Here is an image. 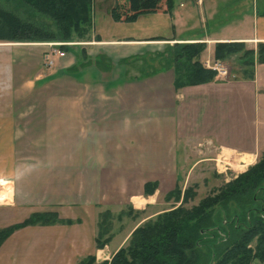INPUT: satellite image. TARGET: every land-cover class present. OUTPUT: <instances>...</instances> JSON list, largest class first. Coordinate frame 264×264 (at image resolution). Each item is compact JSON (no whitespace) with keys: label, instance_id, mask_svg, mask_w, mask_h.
<instances>
[{"label":"crops","instance_id":"1","mask_svg":"<svg viewBox=\"0 0 264 264\" xmlns=\"http://www.w3.org/2000/svg\"><path fill=\"white\" fill-rule=\"evenodd\" d=\"M214 2L192 0V7L173 0L168 11L122 21L112 17L113 5L100 8L93 0L84 35L69 41L73 51L48 54L53 62L43 70L45 51L8 50L0 42L7 47L0 67V228L34 210L77 219L15 229L0 256L24 240L47 247L65 240L66 259L80 264L97 250L102 210L133 207L141 213L138 227L160 212L153 204L159 192L187 181L196 165L244 160L237 167L247 166L264 152V62L256 55L250 77L239 60L237 69L228 64L231 56L220 60L231 65L228 75L175 86L176 43H204V62L218 60L219 42H243L255 50L264 42V9L245 13L240 21L251 27L233 33L232 19L216 25ZM32 73L47 83L34 79L26 93L24 77ZM189 147H198V156H188ZM186 156L191 160L185 162ZM147 182L159 184L149 195ZM130 232L117 235V244ZM68 242L76 248L69 250Z\"/></svg>","mask_w":264,"mask_h":264},{"label":"trees","instance_id":"2","mask_svg":"<svg viewBox=\"0 0 264 264\" xmlns=\"http://www.w3.org/2000/svg\"><path fill=\"white\" fill-rule=\"evenodd\" d=\"M24 2L37 12L46 15L52 25L23 17L0 0V41H71L75 34L79 37L84 35L91 21L90 10L93 0H24ZM172 6L173 0H116L111 7V15L115 20L133 21L142 14L168 11ZM173 47L175 49L172 57L176 71V88L204 83L216 77L217 71L206 67L200 60V55L205 49L204 43H176ZM214 51L218 60L238 55L239 62L247 66L243 70L247 77L252 76L251 67L255 55L259 62H264V42H259L256 50L247 49L243 42H219L215 45ZM180 59L188 61V66L182 75H179L178 68ZM263 181L264 153L258 164L241 173L216 196H209L191 208L184 207V205L174 207L138 226L131 233L127 247H121L110 262L103 261L99 264H197L200 259L199 238L204 230L212 226L210 213L213 207L249 195L261 188ZM157 185V182H147L145 193L152 194ZM191 190L190 188L185 189V199L186 192ZM180 193L181 189L177 185L172 194L178 196ZM107 213L108 211L104 216ZM249 217L250 219L246 217L247 227L240 230V234L234 237L235 239L225 240L224 248L218 255L220 257L215 262H212L213 259L210 260L208 264H229L232 261H239L237 260L239 253L244 251L251 253L252 249L248 247V244L255 238L258 244L254 255L264 256V218H257L254 221L250 214ZM58 222L72 223L71 220L59 218L56 212L32 213L22 222L0 228V246L15 229L27 225ZM100 222L99 220L98 227L101 225ZM236 227L241 228L239 224ZM101 232V230L98 231L96 237L97 248L107 243V241H102L104 239ZM105 240H110V238ZM245 257L246 254L240 259L246 264L250 259V254L249 259L248 256ZM94 262L95 258L89 256L86 262L83 261L80 264H96Z\"/></svg>","mask_w":264,"mask_h":264},{"label":"rangeland","instance_id":"3","mask_svg":"<svg viewBox=\"0 0 264 264\" xmlns=\"http://www.w3.org/2000/svg\"><path fill=\"white\" fill-rule=\"evenodd\" d=\"M179 1V0H176ZM206 3L210 2L212 0H205ZM3 4L8 6L9 8L14 9L16 12H18L20 15L26 18H30L32 20H39L40 22L48 23L52 25V22L49 20V18L46 15H43L39 12H37L35 9H33L30 5L24 2V0H1ZM116 0H95V3L98 7H105L107 5H114ZM187 5L194 6L192 3V0H186ZM215 20L216 25H220L225 19H232L231 22V28L232 32L235 33L244 26L251 27V22L247 23L246 21H240L242 17H244L247 12H250V10L254 8H258L259 10L264 9V0H215ZM196 10V9H195ZM244 15V16H243ZM215 22L213 21V24ZM209 27H211V21L208 24ZM0 42H7L10 45V48L8 47V50H38L40 49L42 52L41 54V60H40V67L45 69L47 68L46 65V55L53 54L57 49H65L67 50V42L65 40H55L47 42L49 45L42 46L39 45V43L42 42H9V41H0ZM71 43V42H69ZM183 43H191V42H183ZM256 44V48H257ZM247 49H255L254 47H251L252 45L247 44L245 45ZM5 49L7 47H1L0 46V67L2 64L1 58L5 54ZM69 51H73V48L68 46ZM173 47V51H174ZM172 51V50H171ZM174 55V52H171ZM150 57L146 56V60H148ZM238 56L234 55L232 60H230V63L223 62L226 66L228 71H231V65L234 67V69L239 65L238 62ZM172 63L174 64V59L172 57ZM144 61V60H143ZM188 66V61H185V59L179 60V75H182L184 70ZM38 68V66H36ZM36 73L27 74L25 75L24 79L26 82V93L30 90L31 82H33L34 79L41 80V86L45 85L47 83L46 79H40V77L37 78L35 75ZM229 74V72H228ZM227 74V75H228ZM219 76H223L220 75ZM226 76V75H225ZM231 77H234V74L231 73ZM44 78V76H42ZM42 92H45V89L41 90ZM28 102H26V107H33L31 105H27ZM13 102L10 99L9 100V109H12ZM198 147H189L186 151V154L190 157L195 158L198 156V149H195ZM206 155H212L210 152H207L205 150ZM204 152L200 153V155H203ZM264 152L260 153L256 160L253 161V163L244 166L243 169H240L237 167L238 165L242 164L244 160H235L233 164L231 165H225L224 162L217 163L215 160H209L206 161L204 164L196 165L191 172V174L188 175V180L185 182H180L179 188L181 189V193L177 196V194H172V190L170 192H159V196L157 199H154L153 204H157L159 213H163L165 211L171 210L174 207L184 205V207L191 208L194 205L199 204L203 199L207 197H214L216 196L220 190H222L224 187H226L228 184H231L235 179L238 178V176L246 172L249 168L252 166H255L259 163L261 160V156ZM205 154V153H204ZM217 157V156H216ZM185 162L187 160H191L189 157L185 158ZM188 163H186V166L184 167V171L188 169ZM159 185V184H158ZM158 185L156 188H158ZM192 189L190 192H186V199L184 191L185 189ZM145 190V189H144ZM172 192V193H171ZM171 193V194H170ZM145 195H149L145 193ZM107 213L106 216L104 214ZM56 212L57 215L60 217L59 213L55 210H34L31 213H28L27 216L22 220L24 221L26 218H28L32 213H54ZM158 213V214H159ZM211 223L212 226L209 227V229L204 230V232L201 233V236L199 238L200 245L198 246V249L200 251V259L197 264H208L210 260L213 259L212 262H215L218 256L220 254V251L224 248V242L225 240H233L234 237H237L240 234V230H243V228L247 227L248 220L250 219L249 214L251 215V218H254V221L257 218H264V181L261 184V188L256 189L255 191L251 192L249 195L239 199V200H232L225 204L221 205H215L213 209L211 210ZM103 215V217H100ZM157 215L151 217L150 219H155ZM128 217V219H127ZM141 218L140 211L135 212L133 207L126 206L124 209H122L120 212L112 211L110 209H104L99 213V218L101 225L98 227V231H102V238L107 241L104 246L97 248L95 250V253L88 254L84 258L81 259V262H86L88 260L89 256H93L95 258L96 264H99L103 261L110 262L114 254L121 248V247H127L129 244V239L125 242L122 241L120 244H117L119 234H122V236H126L132 229L131 232H133L137 227L135 224V221H137L138 218ZM247 217V219H246ZM103 218V220H102ZM105 218V220H104ZM62 220H67L65 218H61ZM149 219V220H150ZM73 220V221H72ZM71 221L74 222L77 219H72ZM79 220V219H78ZM128 220V221H126ZM20 221V222H22ZM148 221V220H147ZM146 221H144L141 224H144ZM58 223H64V222H58ZM140 224V225H141ZM237 224L240 225L241 228L236 227ZM13 225V224H12ZM139 225V226H140ZM11 225H8L6 227H9ZM135 227V228H134ZM130 232V233H131ZM239 232V233H238ZM116 237L111 241L112 237ZM130 235V234H129ZM107 238H110V240H105ZM111 241V243H110ZM72 244L73 248H70L69 250H72L76 248V245L73 244V242H68ZM67 243V244H68ZM258 244L257 238L253 239L249 242L248 247L252 249L251 253H245L241 252L238 255L237 260L239 261H232L229 264H245L243 261H241L240 257H244L246 254V257L250 254V259L246 264H264V256L260 255H254V252L256 251V245ZM92 247V246H91ZM219 247V250H218ZM101 249V250H98ZM66 251V242L65 240H62L59 245H56V243H52L51 246H44L42 244H39L38 242H34V240H24L22 244L19 246L16 245L12 248L11 252L8 254H2L0 256V263L2 264H75V259H69L65 257L64 253ZM244 253V254H243ZM92 260V259H91ZM76 264H79L76 262ZM93 264V263H91Z\"/></svg>","mask_w":264,"mask_h":264},{"label":"built area","instance_id":"4","mask_svg":"<svg viewBox=\"0 0 264 264\" xmlns=\"http://www.w3.org/2000/svg\"><path fill=\"white\" fill-rule=\"evenodd\" d=\"M198 3H202L203 0H196ZM65 44H70V43H65ZM54 53H57L59 56H64L65 55V51L62 50V49H57ZM53 62V59L50 55H48V58H47V64L48 65H51ZM204 65L206 67H209L213 70H216L218 74L220 75H227L228 74V69H227V66L225 64H223L222 62H220L219 60H205L204 61Z\"/></svg>","mask_w":264,"mask_h":264},{"label":"bare ground","instance_id":"5","mask_svg":"<svg viewBox=\"0 0 264 264\" xmlns=\"http://www.w3.org/2000/svg\"><path fill=\"white\" fill-rule=\"evenodd\" d=\"M244 166H240L239 168L242 169Z\"/></svg>","mask_w":264,"mask_h":264}]
</instances>
